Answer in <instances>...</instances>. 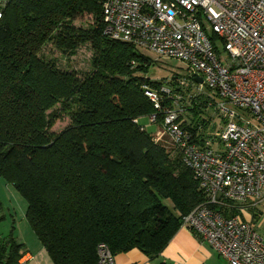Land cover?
I'll return each instance as SVG.
<instances>
[{
    "label": "trees",
    "instance_id": "1",
    "mask_svg": "<svg viewBox=\"0 0 264 264\" xmlns=\"http://www.w3.org/2000/svg\"><path fill=\"white\" fill-rule=\"evenodd\" d=\"M101 2L2 0L0 177L25 199V218L52 264H98L99 245L114 255L133 249L158 255L205 200L176 144L167 136L157 140L172 107L161 91L164 81L170 93L182 94L187 137L205 127V103L180 84L176 70L149 76L163 60L105 36ZM84 15L94 25L75 26ZM48 43L67 56L90 44L91 69L59 68L40 54ZM145 87L161 97V108ZM57 102L66 105L71 123L54 133L47 110ZM142 118L157 132H147ZM24 254L12 235L0 239V264H16Z\"/></svg>",
    "mask_w": 264,
    "mask_h": 264
},
{
    "label": "built area",
    "instance_id": "2",
    "mask_svg": "<svg viewBox=\"0 0 264 264\" xmlns=\"http://www.w3.org/2000/svg\"><path fill=\"white\" fill-rule=\"evenodd\" d=\"M101 4L103 34L157 60L182 62L180 84L201 97L208 111L205 127L187 137L180 126L186 119L185 107L179 106L182 94L170 93L162 83L172 107L165 111L157 140L167 136L176 144L205 196L182 218L181 227L207 242L226 264H264V237L245 220L264 202V0ZM3 5L0 0V19ZM144 94L161 108L157 92L145 87ZM97 251L98 264H115L106 246Z\"/></svg>",
    "mask_w": 264,
    "mask_h": 264
},
{
    "label": "rangeland",
    "instance_id": "3",
    "mask_svg": "<svg viewBox=\"0 0 264 264\" xmlns=\"http://www.w3.org/2000/svg\"><path fill=\"white\" fill-rule=\"evenodd\" d=\"M94 18L91 15H84L83 17H78L73 24L77 27L89 28L94 25ZM211 34V29L209 30ZM40 54L46 58V60H55L57 66L62 69L69 71H75L76 73H84L91 69L90 59L92 57V48L90 44L85 43L78 46L75 53L71 56L61 54L51 43H48L40 52ZM157 64L153 65L149 70V76L152 78H161L163 76L169 75L172 71L177 73L184 72L183 69L179 67H184V64L177 60L171 59H162ZM68 109L66 105L62 102H57L50 109L47 110V113L53 115V126L51 131L54 133H59L68 127L71 123V116L68 114ZM140 125L146 126L147 132L156 133L157 127L150 125L147 118L140 119ZM156 135V134H155ZM8 188H7V184ZM14 191L17 195L18 192L15 190L14 186L6 182L3 178L0 177V239L5 238L9 235H15L16 232L20 229L24 232H27L28 239L37 241L35 234H33L30 226H28V221L25 218L26 210V201L23 198L10 199V192ZM5 197V198H4ZM167 202V203H166ZM168 206H171L169 201H165ZM257 211H259V216L256 219V229L262 237H264V204L258 206ZM252 210L245 215V220L253 221L251 219ZM255 223V222H254ZM29 231V232H28Z\"/></svg>",
    "mask_w": 264,
    "mask_h": 264
},
{
    "label": "crops",
    "instance_id": "4",
    "mask_svg": "<svg viewBox=\"0 0 264 264\" xmlns=\"http://www.w3.org/2000/svg\"><path fill=\"white\" fill-rule=\"evenodd\" d=\"M6 186L8 188V184ZM18 198L20 199L23 197L19 193L16 195L12 190L10 192V199H18ZM261 204H264V202L259 203L258 206H260ZM256 208L252 210L253 211L252 214L250 213L251 219L254 218L255 226H256V219L261 214V213L259 214V211H257ZM26 210H27V206H26ZM26 210H25V214H26ZM16 233L17 234L12 235L14 240L19 244H23L25 249V254L23 255L22 258L18 260V262L22 261L25 264H52L40 241L38 239H36L37 241H34V238H32V240H29L27 238L30 232L28 234L27 232H24L20 229ZM33 234L35 233L33 232ZM2 239L4 238L2 237ZM114 263L115 264H226V262L221 257L218 256V254L207 242L202 241L198 236L193 234L190 230L183 227H180L177 230V232L174 234V236L171 238V240L168 242V244L160 254L150 257L137 249H133L128 252L114 255Z\"/></svg>",
    "mask_w": 264,
    "mask_h": 264
},
{
    "label": "water",
    "instance_id": "5",
    "mask_svg": "<svg viewBox=\"0 0 264 264\" xmlns=\"http://www.w3.org/2000/svg\"><path fill=\"white\" fill-rule=\"evenodd\" d=\"M198 82L200 83V82H201V80H198Z\"/></svg>",
    "mask_w": 264,
    "mask_h": 264
}]
</instances>
